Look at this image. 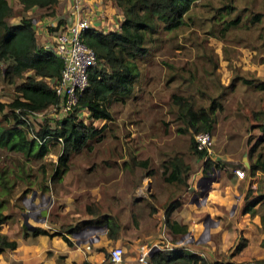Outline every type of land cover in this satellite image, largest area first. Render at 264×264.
Instances as JSON below:
<instances>
[{
  "label": "rangeland",
  "instance_id": "rangeland-1",
  "mask_svg": "<svg viewBox=\"0 0 264 264\" xmlns=\"http://www.w3.org/2000/svg\"><path fill=\"white\" fill-rule=\"evenodd\" d=\"M7 2L15 12L19 10L17 0ZM224 4L229 8L216 10ZM255 12L260 15L251 21L250 16ZM40 13L41 10L34 8L30 15L36 21L44 16ZM183 19L176 28H159L151 35L146 43L148 52L135 59L138 74L131 97L111 105V120L102 126H98V121L94 122L97 128H101L99 134L89 141V148L70 155L67 169L59 179L49 180L61 147L58 141L48 140L47 149L39 158H24L20 152L0 147V168L11 183L6 192L0 187V198L9 199V204L1 208L8 217L10 211H21L28 219L40 221L45 229L56 228L57 232L64 234L68 226L93 218L94 215L85 209L90 206L91 210H97V214L105 212L115 217L124 231L130 225L145 230L158 221L162 224V217H151L155 212L152 203L163 209L166 202L175 199V193L187 189V185L178 189L160 177L161 162L179 155L188 165L186 182L193 174H201L198 191L194 193L197 205L193 204L200 214L203 213L187 229L190 241L183 237L178 244H187L191 251L201 255L208 256V250L213 253V257L208 256L212 261L223 260L232 264L260 261L264 264V256L250 261L231 257V246L222 241L213 249L217 245L213 239L220 237L221 240L225 233L221 232L225 224L217 215L218 206H229V212L235 207V195L217 183V172L225 167L233 173V168H241L243 161L244 165L247 163L246 149L260 136L258 125L264 122V90L242 82V79L250 78L264 80V0H195ZM230 19H236V22L227 26ZM8 21H16V17H10ZM46 36L50 40L52 33L47 31ZM234 75L240 76L241 80L230 85V78ZM172 94L187 98L195 107H206L212 98L220 102L214 111V125L210 131L212 145L208 155L221 162L220 168L211 167L204 171V158L196 159L188 152L191 132L180 131L184 127L183 121L178 118V106ZM14 96L13 84L0 78V104L3 105L0 117L9 111L6 103ZM259 111L262 115L257 114ZM79 117L87 120L84 113H79ZM28 118L34 128L42 123L35 116ZM49 121L46 120L51 126ZM241 139L245 147L244 160L241 158L226 165L214 159L216 154L235 153L234 142ZM261 142L264 144V139ZM144 159L147 160L145 164L137 163ZM243 172L241 182L249 176ZM144 176L149 178L146 184L150 190L143 197L136 196L134 189ZM260 188L261 179L257 183V189ZM206 206L213 208H210L211 212H205ZM21 218L22 215L19 220ZM217 220L219 227H216L213 238L209 232ZM101 228L104 229L86 227L82 231L87 229L90 232L86 234H92ZM67 235L72 237V233ZM76 238H80L77 233ZM258 246L264 249V234Z\"/></svg>",
  "mask_w": 264,
  "mask_h": 264
},
{
  "label": "trees",
  "instance_id": "trees-1",
  "mask_svg": "<svg viewBox=\"0 0 264 264\" xmlns=\"http://www.w3.org/2000/svg\"><path fill=\"white\" fill-rule=\"evenodd\" d=\"M112 1L122 12L118 28L103 32L88 27L82 32L83 40L95 53L97 64L88 72V85L79 95L77 109L85 107L88 115L94 119H111V105L124 101L132 93L138 74L135 59L148 52L146 43L151 39V35L159 28L172 30L182 24L184 14L195 0ZM17 2L19 10L15 12L7 0H0V78L6 83L13 84L15 93V96L6 103L9 111L0 117V147L20 152L24 158H39L47 149L46 142L56 141V138L60 137V151L49 176V180L54 182L67 169L70 155L83 148H89V141L99 134L101 128L77 119L75 112L63 117L53 126H49L46 119H43L37 128L32 126L28 118L29 114L42 110L57 100L51 85L59 76L61 62L50 48L36 41L33 28L35 18L30 15L33 11L27 12V9L34 7L36 10H41L40 16H51L60 6V0H17ZM228 8L229 5L224 4L216 7V10ZM259 15L258 12L253 13L250 16L251 21L258 19ZM13 16L16 17V21H8V18ZM235 22L236 19H230L226 25H232ZM55 29L51 26L48 28L49 32ZM18 79L20 81L17 82ZM237 79L241 80V77L232 76L230 85ZM242 82L264 90L263 79H242ZM172 96L178 106L176 110L178 118L183 121L184 127L180 128V131L191 132L188 152L194 158L200 159L204 152L195 148L192 134L202 130L209 132L212 130L214 111L220 106V102L212 98L206 107H195L192 101L183 96L175 94ZM2 106L0 104V109ZM257 114L262 115V112L259 111ZM258 128H260V136L246 149L247 166H241L249 176L257 170L264 173V144L261 142L264 139V122H261ZM146 161V159L139 160L137 163L145 164ZM202 165L205 171L211 167L220 168L222 164L218 160L205 156ZM187 169L188 165L182 161V158L174 155L161 162L160 177L164 182L180 189L187 185ZM0 187L5 192L11 187L1 168ZM261 197L259 195L246 202L242 208L243 212H248ZM7 204H9L7 197L0 198V227L8 217L1 210L3 205ZM179 204L178 199H171L164 204L162 213L163 224L172 236L173 242L187 230L184 224L169 220L171 212ZM89 207L86 206L85 209L94 215L93 218L82 219L77 224L68 226L65 231L73 233L81 225L84 227L91 224L105 225L111 232H117L120 229V224L115 217L105 212L97 214V210L93 211ZM148 210L153 211V208ZM37 233L46 234L47 231L39 227L24 231L25 235ZM53 234L61 235L68 245L72 244L61 232H53ZM14 246V240H6L0 235V251L4 248L12 249ZM240 247L241 244L237 243L235 251H238ZM208 260L207 255L191 251L187 244H176L171 248H156L151 250L148 256L150 264H205ZM213 262L232 264L229 261L216 259ZM84 264L87 263L84 262ZM255 264H261V262Z\"/></svg>",
  "mask_w": 264,
  "mask_h": 264
},
{
  "label": "crops",
  "instance_id": "crops-1",
  "mask_svg": "<svg viewBox=\"0 0 264 264\" xmlns=\"http://www.w3.org/2000/svg\"><path fill=\"white\" fill-rule=\"evenodd\" d=\"M70 1L71 0H60V6L56 8V12L53 15H44L40 17L39 20L37 19L38 21H33L35 38L39 44L47 46L52 41L55 31L71 20V15L69 13L72 6ZM80 4L82 5L81 8L83 13H87L90 10L95 13L90 14V20H92V23L96 24V27L103 32L118 28V24L122 19V12L112 0H81ZM95 8L96 10H94ZM33 10L34 7L27 9V12ZM58 22L60 23L58 24ZM44 25H46V30L43 28ZM50 26L56 29L50 32L52 36L49 40V36H46V34L47 31L49 32L48 28ZM48 40L49 42L46 43ZM252 87L260 91L263 90L254 86ZM130 97L131 94L126 100ZM79 113H84L80 107L75 114L76 118H80L84 123H92L95 127V121L99 122L98 126H102L104 122L111 120H104L101 118L94 119L90 117L87 112L84 113L87 117V120L84 121L79 117ZM244 148V141L242 139L235 141V153L228 154L231 152L229 151L227 153L216 154L214 159H219L226 165L230 162L236 163L238 159L244 158ZM242 165H244V161ZM257 171L255 175L247 176L244 182L239 181L241 178H237L233 175L232 170L227 171L225 167H222V169H219L217 172V183L227 188L235 195L233 200L235 207L232 210L234 212H229V206L217 205L219 207L217 208V215L221 217L222 222L225 224L221 232L225 233L221 235V240L220 237L214 238L216 227H219L218 220L217 223L211 227L209 233L214 238L213 243L217 244L213 246V249L220 246V241H222L226 243L227 246H231L230 255L235 259H246L250 261L264 256V249L258 246V241H260L264 234V173H260L259 170ZM200 176V173L193 174L191 180L187 182V189L175 193L174 196L175 199L179 200L180 204L171 212L169 220H174L178 224H184L186 229H188L203 213L200 214L198 212L199 210L196 209L195 206L197 204L194 201V193L198 191L197 184ZM147 179H149L148 176H144L141 178L140 183H137L138 186L136 185L134 189L136 196L143 197L150 190L146 184ZM260 179L261 188L258 190L257 183ZM247 188H249L248 192H246ZM259 195L262 196L261 199L251 206L248 212H243L242 208L245 203ZM146 199L150 200L147 196ZM152 205L155 206V212L151 214V217L161 219L163 209L153 203ZM210 208L213 209L210 206H206V211L205 209L204 211L211 212ZM8 214L9 217L1 223L0 235L6 240H14L15 246L12 249L4 248L0 251V264H82V262L83 264L84 262L87 264H111L107 258V249L113 245H118L123 250L122 261L119 264H134V259L140 250L146 247L150 248L153 245H156V248H171V246L178 244L179 238L182 235L181 234L175 242H172V236L168 233L167 228L163 223L161 224V221H158L156 225L150 226L145 230L136 228L133 225L128 226L125 231L124 228H121L117 232H111L106 227L104 229L101 228L99 232L92 233V241L79 242L78 244H76L75 241H79L83 238V233L86 234L90 231L87 229L85 232L82 231V237L79 239L68 236L67 233L69 232L66 231L67 233H64V236L72 242L71 245H68L61 235L53 234V232H57L56 228H51V230L45 229L39 224L40 221L28 219L21 211L13 210ZM21 215L22 218L19 220ZM40 220L42 221L41 218ZM75 224H77V222ZM34 227L42 228L46 230L47 233H37L34 235L24 234V231L32 230ZM50 233L52 234L50 235ZM208 239L210 238L208 237ZM237 243H240L241 247L238 251H235V245ZM168 244H170V247ZM207 253L210 257L213 255V253L208 250Z\"/></svg>",
  "mask_w": 264,
  "mask_h": 264
},
{
  "label": "built area",
  "instance_id": "built-area-1",
  "mask_svg": "<svg viewBox=\"0 0 264 264\" xmlns=\"http://www.w3.org/2000/svg\"><path fill=\"white\" fill-rule=\"evenodd\" d=\"M70 2L72 6L69 13L71 20L55 31L52 41L47 45L61 62L59 76L53 80L51 85L57 100L46 108L29 114V116H35L39 122H42L43 119L50 120L51 126L71 112L76 114L79 95L88 85V72L91 67L97 64L94 51L82 37L83 30L88 27L101 30L90 20V14L95 13L91 10L83 13L81 0H71ZM81 110L87 113L85 107H82ZM192 137L195 148L204 152L203 158L208 156L212 145L211 133L202 130L195 132ZM56 141L61 144L60 137H57ZM233 173L237 178H242L244 175L242 168L238 167L233 168ZM89 236L93 235L83 233V238ZM74 237L76 238V232L72 233V238ZM79 237L81 238V236ZM150 248L146 247L138 252L134 259L135 264H150L148 261ZM122 253L123 250L120 246L113 245L107 249V258L111 264H119L122 261ZM205 264L215 263L208 260Z\"/></svg>",
  "mask_w": 264,
  "mask_h": 264
},
{
  "label": "water",
  "instance_id": "water-1",
  "mask_svg": "<svg viewBox=\"0 0 264 264\" xmlns=\"http://www.w3.org/2000/svg\"><path fill=\"white\" fill-rule=\"evenodd\" d=\"M245 165H247L246 162H245ZM200 193H201V191L199 192V194H200ZM194 198H195V197H194ZM229 199H231L230 196H229ZM233 207H234V206L232 205V208H233ZM207 216H208V214H206V217H207ZM86 227H95V228L103 227V228H105V225H102V226H100V225H95V224L86 225V226H84V227H82V228L76 230L75 232H76L79 236L82 237L81 231L84 230ZM193 229H194V233H196V225L193 226ZM189 233H190L189 230H188V231L186 230V232L180 236L179 241H182L183 237H185V240H186V241H190V238H191V237H190ZM92 240H93L92 236H89L88 238H81L79 241H75V243L78 244L79 242H85V241L90 242V241H92ZM153 249H156V245L151 246L150 251L153 250ZM149 254H150V252L148 253V255H149Z\"/></svg>",
  "mask_w": 264,
  "mask_h": 264
}]
</instances>
